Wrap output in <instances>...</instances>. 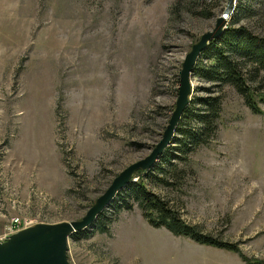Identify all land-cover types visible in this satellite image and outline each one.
I'll return each instance as SVG.
<instances>
[{"label":"rangeland","instance_id":"rangeland-1","mask_svg":"<svg viewBox=\"0 0 264 264\" xmlns=\"http://www.w3.org/2000/svg\"><path fill=\"white\" fill-rule=\"evenodd\" d=\"M226 4L0 0V240L17 215L82 218L125 167L152 151L176 106L186 54ZM205 8L214 14L202 15ZM250 24L264 32V12ZM191 80V98L208 93L201 86L210 83ZM254 84L264 90V71ZM216 91L217 134L185 156L169 155L161 165L173 184L151 187L203 233L264 259V101L254 112L234 86ZM109 227L70 237L71 261L249 264L236 251L152 225L138 203Z\"/></svg>","mask_w":264,"mask_h":264},{"label":"trees","instance_id":"trees-1","mask_svg":"<svg viewBox=\"0 0 264 264\" xmlns=\"http://www.w3.org/2000/svg\"><path fill=\"white\" fill-rule=\"evenodd\" d=\"M264 12V0H237L223 33L209 41L201 51L192 69L191 77L210 83L201 86L208 93H195L185 107L171 143L164 149L153 166L139 169L133 179L120 189L97 218L86 228L74 231L75 240L90 237L94 230L108 231L113 215L121 209H132L135 203L154 226H164L177 235H184L200 242L236 251L249 264H264V259L252 258L238 244L219 240L187 222L171 202L155 191L151 183L173 184L163 175L161 165L171 162L169 155L185 156L202 144H207L217 134L223 112V95L219 91L227 84L241 93L254 112H262L259 101H264L260 86L254 84L264 71V32L256 31L252 19ZM204 16H212L211 9H203ZM249 22V23H248ZM219 89H213V88ZM199 90V87L197 88ZM176 150L170 152V150ZM137 177V178H136ZM113 209V215L107 211Z\"/></svg>","mask_w":264,"mask_h":264},{"label":"water","instance_id":"water-1","mask_svg":"<svg viewBox=\"0 0 264 264\" xmlns=\"http://www.w3.org/2000/svg\"><path fill=\"white\" fill-rule=\"evenodd\" d=\"M235 4L236 0H227L222 14L217 17L214 28L204 32L186 54L180 72L176 106L164 130L163 137L152 151L147 156L125 167L107 189L96 198L82 218L58 222H37L11 233L4 240H0V264H74L68 254L71 234L88 227L116 193L133 179L134 173L139 169H148L153 166L164 149L171 143L184 109L191 99L193 90L191 73L197 58L211 39L223 33Z\"/></svg>","mask_w":264,"mask_h":264},{"label":"built area","instance_id":"built-area-1","mask_svg":"<svg viewBox=\"0 0 264 264\" xmlns=\"http://www.w3.org/2000/svg\"><path fill=\"white\" fill-rule=\"evenodd\" d=\"M37 222V220H31L30 216L17 215L13 217L10 225V230L6 232V234L4 235V239H6L11 233H14L21 228L33 225Z\"/></svg>","mask_w":264,"mask_h":264}]
</instances>
